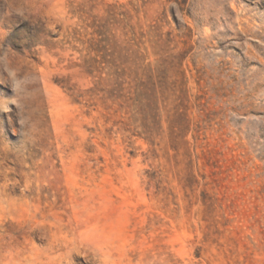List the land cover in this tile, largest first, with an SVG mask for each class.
<instances>
[{
	"label": "rangeland",
	"instance_id": "obj_1",
	"mask_svg": "<svg viewBox=\"0 0 264 264\" xmlns=\"http://www.w3.org/2000/svg\"><path fill=\"white\" fill-rule=\"evenodd\" d=\"M0 264H264V0H0Z\"/></svg>",
	"mask_w": 264,
	"mask_h": 264
}]
</instances>
